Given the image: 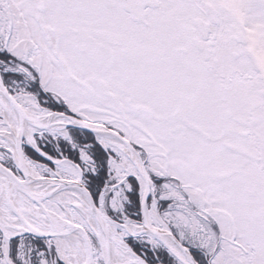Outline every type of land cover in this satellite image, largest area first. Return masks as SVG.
Returning a JSON list of instances; mask_svg holds the SVG:
<instances>
[{
  "label": "snow or ice",
  "instance_id": "snow-or-ice-1",
  "mask_svg": "<svg viewBox=\"0 0 264 264\" xmlns=\"http://www.w3.org/2000/svg\"><path fill=\"white\" fill-rule=\"evenodd\" d=\"M0 264H264V0H0Z\"/></svg>",
  "mask_w": 264,
  "mask_h": 264
}]
</instances>
